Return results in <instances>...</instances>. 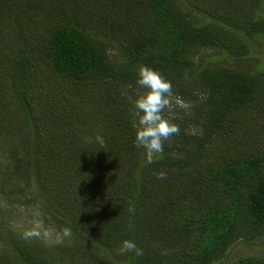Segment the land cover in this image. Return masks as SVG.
<instances>
[{"label":"trees","instance_id":"obj_1","mask_svg":"<svg viewBox=\"0 0 264 264\" xmlns=\"http://www.w3.org/2000/svg\"><path fill=\"white\" fill-rule=\"evenodd\" d=\"M254 43L264 49V0H0L3 167L71 233L46 244L0 218V264H221L264 239V148L227 146L238 114L264 115ZM140 66L191 105L183 120L163 117L179 130L159 151L137 140Z\"/></svg>","mask_w":264,"mask_h":264},{"label":"rangeland","instance_id":"obj_2","mask_svg":"<svg viewBox=\"0 0 264 264\" xmlns=\"http://www.w3.org/2000/svg\"><path fill=\"white\" fill-rule=\"evenodd\" d=\"M252 45L255 62H251V67L256 65L255 63H264V49L259 44L254 43ZM194 54L197 55V58L211 57L214 55V53L204 49H196ZM110 56L112 61H116L119 58L118 53L114 51L111 52ZM145 95L146 94L141 92L135 93L134 96L130 95V100H132L134 104V121L137 129H141L140 119L143 116V113L137 109L136 102ZM6 101L9 106V111L13 114L12 121L17 127L18 125L16 124L20 123L21 120L17 106L10 94L6 95ZM168 101V105L161 113L162 117L183 120L190 116L191 105L183 98L169 96ZM255 112L238 114L240 115L238 116L239 120L237 124L234 125V129H232V140L227 142V146L235 149H242L244 147L250 149L255 147L264 148V115H259ZM18 129H20V126H18ZM186 132L189 134H195V127L189 125ZM149 151L152 152L154 150ZM1 153H3V151H0V168H2L0 170V218L23 237H25V233L28 232L39 233V235L27 237L28 240L38 239L46 244H58L59 242L64 241L66 239L64 233L52 226L45 217L42 208V204L45 202L44 198L35 193L34 187L30 190V195H27L26 197L22 196V189L25 185L22 183L17 185L16 176L6 172V169L3 167L5 166L4 158L6 157L9 158L6 164L10 166L13 165L10 154L3 157L1 156ZM249 255H264V239L252 245L244 243L234 245L222 260L221 264H228L240 257Z\"/></svg>","mask_w":264,"mask_h":264},{"label":"clouds","instance_id":"obj_3","mask_svg":"<svg viewBox=\"0 0 264 264\" xmlns=\"http://www.w3.org/2000/svg\"><path fill=\"white\" fill-rule=\"evenodd\" d=\"M137 83L147 88L149 91L145 96L137 100L136 107L143 113L140 119L141 129L137 133V140L149 150L159 151L161 149V139L167 138L170 134L177 133L178 127L165 120L161 113L168 105V97L172 94V84L165 80L158 72L146 66H140L138 69ZM98 143L103 149L104 139L101 136L96 137ZM165 174L160 173L158 179H165ZM39 235L37 232L25 233V237ZM68 230L64 231V236H70ZM123 249L135 250L137 256L143 255L141 249L131 241H123Z\"/></svg>","mask_w":264,"mask_h":264}]
</instances>
